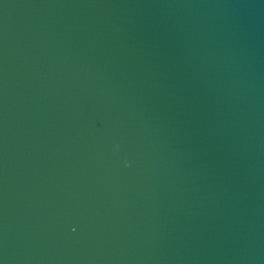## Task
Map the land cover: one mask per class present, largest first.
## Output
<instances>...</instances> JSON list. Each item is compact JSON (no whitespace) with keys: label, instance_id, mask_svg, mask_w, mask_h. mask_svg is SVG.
Returning a JSON list of instances; mask_svg holds the SVG:
<instances>
[{"label":"water","instance_id":"1","mask_svg":"<svg viewBox=\"0 0 264 264\" xmlns=\"http://www.w3.org/2000/svg\"><path fill=\"white\" fill-rule=\"evenodd\" d=\"M0 264H264V0H0Z\"/></svg>","mask_w":264,"mask_h":264}]
</instances>
